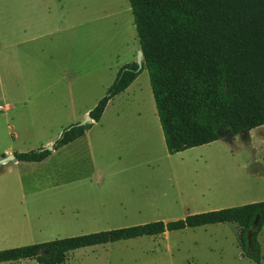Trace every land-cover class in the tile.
I'll list each match as a JSON object with an SVG mask.
<instances>
[{
    "label": "rangeland",
    "instance_id": "374dc122",
    "mask_svg": "<svg viewBox=\"0 0 264 264\" xmlns=\"http://www.w3.org/2000/svg\"><path fill=\"white\" fill-rule=\"evenodd\" d=\"M18 18L25 34L9 55L4 32ZM138 51L128 0H0V105L12 107L0 111V157L54 145ZM65 69L68 95L47 86ZM89 124L92 159L0 167V250L264 201V126L233 137L222 129L170 155L145 69ZM237 234L231 223L186 228L77 249L63 264H255ZM258 241L264 264V225Z\"/></svg>",
    "mask_w": 264,
    "mask_h": 264
},
{
    "label": "trees",
    "instance_id": "16d2710c",
    "mask_svg": "<svg viewBox=\"0 0 264 264\" xmlns=\"http://www.w3.org/2000/svg\"><path fill=\"white\" fill-rule=\"evenodd\" d=\"M143 66H123L89 112L98 122L109 101L145 69L168 154L207 145L220 131L237 135L264 126V0H128ZM90 124L62 132L53 150L82 137ZM52 152L16 153L40 162ZM235 224L243 255L261 264L258 235L264 201L183 219L155 221L108 231L0 250V264L33 260L63 264L71 251L213 224ZM251 245V249H250Z\"/></svg>",
    "mask_w": 264,
    "mask_h": 264
},
{
    "label": "crops",
    "instance_id": "0c3cea01",
    "mask_svg": "<svg viewBox=\"0 0 264 264\" xmlns=\"http://www.w3.org/2000/svg\"><path fill=\"white\" fill-rule=\"evenodd\" d=\"M23 34H25V31H24V22L20 18H18V20L16 22L15 29H11L7 33L4 32V37H6V38L9 37V38H12L14 40L13 41L10 40L11 42H8V43L6 42L5 45L2 46L3 51L5 50L6 52L5 51L4 52L7 53V54H9V53H15V49L14 50H12V49L15 48L16 46H19L22 43L21 41L19 42L18 39ZM15 39H17V40H15ZM10 50H12V51H10ZM139 50H140V48H139ZM5 56H7V55H5ZM67 71L68 70L65 69V72H63V74H61L60 79H53L52 81H49L50 83H48V85H47L48 88L51 89L53 86H55V85H57L59 83L60 86L62 87L61 90H64V92L68 95L69 92H70V90H71V87H72V84H73L74 81H72V79L68 80L65 77V74H67ZM136 79L130 84V86L125 91H128L131 88V85L136 81ZM3 107H5V108L8 107L7 108V112L12 109V107L11 106H8V105H4ZM90 111H91V109L86 110L84 113H77V114L74 113L73 114V119H74L73 121H76L75 123L80 122L85 115L89 114ZM33 113H35V112L33 111ZM91 123L92 124H95L96 122L95 121H92ZM91 126H93V125H91ZM91 126H90V128L88 130L85 131V133H84V135L82 137L74 140L73 142L68 143L65 146H62L61 148H59V149H57L55 151H52V153L47 158H45L44 160H42L40 162L15 161L12 164H17L18 165V164H20V162H23L25 164H40V163L50 162L52 160L62 161L64 159L65 160L66 159H69V162L71 163V161L73 159L78 158V157H81V158L84 157L85 159H87V158L90 159V157H91V159H92V154L90 152L89 141H86V140H88L89 134H90V132L92 130V127ZM85 142H86V144H85ZM52 143H53L52 140H47L44 145H46V144L52 145ZM83 144L85 146H84V150L82 151V153L81 152L74 153V151L75 150H78V148L80 146H82ZM5 152L7 154L12 153V152H10V150H6ZM88 179H90V177H88Z\"/></svg>",
    "mask_w": 264,
    "mask_h": 264
},
{
    "label": "water",
    "instance_id": "95a60500",
    "mask_svg": "<svg viewBox=\"0 0 264 264\" xmlns=\"http://www.w3.org/2000/svg\"><path fill=\"white\" fill-rule=\"evenodd\" d=\"M137 64V71H139L142 68V64H143V54L142 51L139 50L136 56V62ZM93 120L91 119L90 115L87 114L85 116V119L82 121V123L80 125H85V124H89L91 123ZM229 136L233 137L232 134H229ZM44 150H48V151H52L53 150V145L48 146L46 149H41L40 151H44ZM15 155L13 153L7 154L5 156L0 157V167L3 165H6L10 162H15Z\"/></svg>",
    "mask_w": 264,
    "mask_h": 264
},
{
    "label": "built area",
    "instance_id": "2783aa9c",
    "mask_svg": "<svg viewBox=\"0 0 264 264\" xmlns=\"http://www.w3.org/2000/svg\"><path fill=\"white\" fill-rule=\"evenodd\" d=\"M4 110V107L0 105V111Z\"/></svg>",
    "mask_w": 264,
    "mask_h": 264
}]
</instances>
